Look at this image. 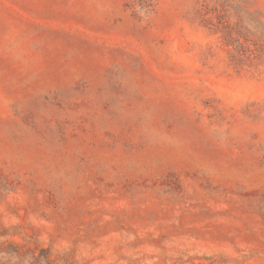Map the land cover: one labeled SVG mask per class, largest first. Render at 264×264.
Here are the masks:
<instances>
[{
	"label": "rangeland",
	"instance_id": "obj_1",
	"mask_svg": "<svg viewBox=\"0 0 264 264\" xmlns=\"http://www.w3.org/2000/svg\"><path fill=\"white\" fill-rule=\"evenodd\" d=\"M0 264H264V0H0Z\"/></svg>",
	"mask_w": 264,
	"mask_h": 264
}]
</instances>
